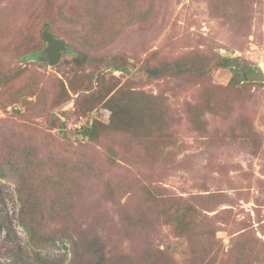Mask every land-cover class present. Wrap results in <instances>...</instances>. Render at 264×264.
Instances as JSON below:
<instances>
[{
	"label": "rangeland",
	"instance_id": "1",
	"mask_svg": "<svg viewBox=\"0 0 264 264\" xmlns=\"http://www.w3.org/2000/svg\"><path fill=\"white\" fill-rule=\"evenodd\" d=\"M45 27L70 48L54 66L39 61ZM35 44L36 57L22 58ZM75 51L96 58L81 66L90 80L78 92L67 83L81 71ZM226 51L235 61L220 66ZM111 58L126 70L104 68ZM194 58L199 71L148 75ZM255 66L264 76V0H0V264L40 254L92 264L97 238L114 254L160 251L191 264L190 242L208 226L221 243L210 249L214 264L237 255L264 264V77L234 78ZM102 67L126 106L158 103L148 116L167 127L155 121L142 142L106 128L110 110L96 94ZM90 92L98 99L83 114ZM93 122L92 141L79 128ZM187 205L195 228L176 236L162 210ZM40 236L52 243L40 249Z\"/></svg>",
	"mask_w": 264,
	"mask_h": 264
},
{
	"label": "trees",
	"instance_id": "2",
	"mask_svg": "<svg viewBox=\"0 0 264 264\" xmlns=\"http://www.w3.org/2000/svg\"><path fill=\"white\" fill-rule=\"evenodd\" d=\"M83 29V26H82ZM81 30V27H80ZM85 36H83L84 38ZM36 47L32 51H24L22 53V58H35L36 54L39 53L40 45L35 44ZM66 51H70L69 45H66ZM200 59V58H199ZM96 58L89 55L85 51H75L74 55L71 57V61L75 64V66L80 69L81 71L73 72L70 77H67V83L70 90L74 92H78L82 89L87 90L88 86L84 84V81L88 83L90 80L89 74L84 73L82 69L83 64H91L95 61ZM219 65L220 66H230L232 62L235 61V58L226 57V56H219ZM202 60H199L196 63V59L189 61L183 60H173L169 62H163L158 66L147 68V72L149 76L152 77H162L167 75L172 76H182L185 73H191L194 71H199V66L202 64L200 63ZM109 66L113 67L116 70L125 71L126 68L121 66L116 62V59H109L107 64L104 68H108ZM103 67L100 69L101 72L98 73L97 79L100 80V86L96 90V94L98 97L104 101V105L110 110V118H109V128L110 130L120 132L124 134V136H129L131 141H139L142 137L146 136L148 133L154 134L153 128L154 123L156 121V126L160 128V130H164L167 127V119L161 116H157L156 119H150L148 113L150 111L155 110L160 105L158 103L151 105L149 103V107L144 108L145 111L141 112L135 108L133 104L130 106H126L125 94L122 91V88L118 90L114 89L108 80L103 79ZM192 70V71H190ZM248 74V73H247ZM84 78L86 80H84ZM234 78L241 82L242 84H246L249 82H245L243 78H240L237 71L234 72ZM238 78V79H237ZM62 89L63 93L67 95L66 88L64 83L62 82ZM93 93L90 92L88 94H82L81 96H85L87 100H85L81 105V110L83 114H85L86 110H90L96 105V99ZM130 94V93H128ZM127 94V96H128ZM126 96V97H127ZM131 98V97H130ZM95 99V100H94ZM149 101V100H148ZM133 105V106H132ZM161 114L165 115L164 112ZM97 123H86L83 124L79 128V133L84 138H88L89 140H96V131H97ZM239 137L243 138L242 135H238ZM165 139H169L170 136L164 135ZM230 138V137H229ZM233 139V138H230ZM99 140V139H98ZM235 140V139H233ZM236 141V140H235ZM257 143V141H256ZM146 192V191H145ZM162 216H165V222L171 225L172 230L174 231L176 236H186L188 235V231L195 228V220L196 215L194 210L187 205L183 207L181 210H177L176 212H171L169 215L165 210H162ZM191 226V227H188ZM41 234V233H40ZM197 239H194L190 242V253L192 255L191 264H214L212 255L217 254V250L212 249V245L215 241H217L218 246L221 245L220 240L216 238L215 231L212 229L211 226H208L204 232H199L197 235ZM199 239L202 243L199 242ZM52 243L51 238H46L42 240L40 236V249H43L49 243ZM219 242V243H218ZM91 245V254L95 259L92 261V264H172L170 261V256L166 254H162V252L158 251L159 254H150L148 251L141 252V256L139 258L134 256L124 255L121 253H111V251H107L106 247L103 243L97 238L96 240H92L90 242ZM201 254H208L209 256L203 260L200 258ZM23 258H20L22 260ZM31 259V258H30ZM38 262H27L28 260L23 259L20 261L21 264H55L53 263L52 258L49 256H42L40 254V258H35ZM25 260V261H24ZM241 258L240 256H235L234 264H240ZM216 264H224L223 261H220Z\"/></svg>",
	"mask_w": 264,
	"mask_h": 264
},
{
	"label": "water",
	"instance_id": "3",
	"mask_svg": "<svg viewBox=\"0 0 264 264\" xmlns=\"http://www.w3.org/2000/svg\"><path fill=\"white\" fill-rule=\"evenodd\" d=\"M42 40L45 43L44 48L41 51V56L39 57V61L42 64L48 66L56 65L65 49L66 43L63 39L54 36V34L45 27L42 30ZM232 53L226 51L223 56H231ZM263 73L261 72L260 68L255 66L253 71L249 74L243 76L245 81H262L263 80Z\"/></svg>",
	"mask_w": 264,
	"mask_h": 264
}]
</instances>
